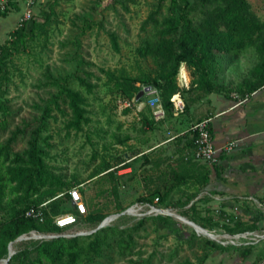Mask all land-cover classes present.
Masks as SVG:
<instances>
[{
  "label": "rangeland",
  "instance_id": "1",
  "mask_svg": "<svg viewBox=\"0 0 264 264\" xmlns=\"http://www.w3.org/2000/svg\"><path fill=\"white\" fill-rule=\"evenodd\" d=\"M247 2L264 25V0ZM46 3H52L51 12L44 9L49 18L47 33L28 41L26 51L13 56L7 65L8 79L1 84L0 103L7 108L8 114L0 108V147H6L7 151L6 156L0 157V174L6 179V169L13 166L15 154H22L29 148L33 131L40 125L42 109L56 91L48 82L72 73L81 58L84 62L81 70L90 72L88 82L94 85L91 94L81 90L89 123L79 132L68 131V111L61 106L64 113L53 111L46 129L40 132L44 142H37L45 152L43 161L48 171L61 177L65 183L76 181L80 184L78 189L82 190V201L87 208L86 215L75 226L63 230L61 236L70 238L94 230L98 225L85 220L90 213L99 212L106 217L126 210L131 213L117 216L108 225L123 230L122 236L108 234L97 257L90 261L83 259L77 264H131L136 261L149 264H237L236 258L243 264L242 252H250L249 246L237 245L235 240L231 243L230 236H217L215 228L223 229L221 225L225 217H213L214 208L203 200L194 199L184 207L172 206L179 194L170 192L161 205L138 201L142 197L154 199L153 190L159 188L162 192L173 181L172 168L179 170L177 159L168 154L170 147H167L166 140L170 134L167 128L171 118L182 119L184 113L166 118L152 128L143 126L134 106H119L114 99L115 90L106 81L103 71L137 75L140 72L154 74L158 70L161 59L140 57L136 49L159 34L170 11L169 4L158 0H36L33 4L29 0H19L18 10L10 11L13 18L0 19V27L4 28L0 43L9 40L10 33L24 21L26 9L30 10L31 16H40ZM189 3V18L196 25L208 5L200 0H189ZM112 36L116 49L110 40ZM257 61V55L250 49L237 56H218L211 78L221 90L210 94L193 87L195 76L181 64L176 82L186 108L205 102L212 95L240 100L243 97L240 89L250 78V70ZM182 67L186 81L180 75ZM181 79L184 86H181ZM142 100L145 101L146 96ZM142 115L146 117L145 112ZM178 147L175 144L174 150ZM102 159L110 165L108 172L101 171L89 178ZM12 186L5 181L4 204H9L16 195ZM182 189L185 187H180ZM54 200L57 213L50 214L51 221L74 213L65 191ZM151 207L166 210L195 224L202 223L211 238L196 234L182 220L157 213ZM204 210L211 212L212 218L218 220V226H215L216 222H201ZM119 238L127 242L122 249L116 244ZM38 240L41 239L18 241L12 249L14 252L22 250ZM205 242L224 246V249L211 250L203 260L204 248L210 250ZM35 256L32 254L30 259ZM43 264L48 263L44 260Z\"/></svg>",
  "mask_w": 264,
  "mask_h": 264
},
{
  "label": "trees",
  "instance_id": "2",
  "mask_svg": "<svg viewBox=\"0 0 264 264\" xmlns=\"http://www.w3.org/2000/svg\"><path fill=\"white\" fill-rule=\"evenodd\" d=\"M36 1V0H33ZM208 5L205 15L201 21L193 25L189 18L191 6L189 0H158L159 3L167 2L170 11L163 20V27L159 34L152 41H144L136 52L140 57L150 56L161 62L157 64L158 70L154 74L140 72L137 75H130L125 71L115 74L110 71H103L106 81L115 90L114 99L116 101H133L142 88L150 87L157 90L160 101L165 109L166 118L173 117L172 104L170 98L179 93L176 77L181 64L191 71L195 76L192 85L199 91L214 93L221 90L212 78V67L216 58L221 55L232 54L237 56L243 51L250 49L258 57L255 66L250 70V78L245 82L242 92V99L252 93L264 88V25L252 12L247 0H200ZM9 8L0 9V17H5L11 10H18L15 1H9ZM45 8L51 12L52 3H46L40 10V16H31L28 20L19 22L16 28L10 33L9 40L0 43V90L1 84L8 79V63L13 56L20 54L27 49V42L34 40L37 36L47 33L49 18L44 11ZM113 47L116 49L114 37H110ZM83 60H77V65L72 73L62 77L53 78L48 82L56 91L47 101L42 109L40 125L33 131V138L29 148L22 154H15L13 166L6 169L7 178L0 174V261L7 257L8 244L16 238L31 232L41 234H52L57 237L32 241L27 247L14 252L7 264H43L45 260L48 264H77L83 259L91 260L97 257L105 245L108 234L113 233L122 236L124 231L114 227L106 226L87 236H73L66 238L61 236L63 230L56 228L51 221V213L55 211L57 203L54 198L62 191L66 192L72 188H79L80 184L73 181L71 184L62 181L61 177L55 176L48 171L43 157L45 152L38 146L37 142H44L40 137V132L44 131L53 111L64 113L61 106H65L68 111L66 128L68 131L79 132L84 125L89 123L84 107V98L81 94L83 90L86 94H91L94 85L88 82L90 72L81 70ZM180 94V93H179ZM143 102L139 100L136 105ZM3 113L8 114L7 108L0 103ZM188 110V106L184 112ZM146 113V117L143 113ZM143 126L152 128L159 122H154L150 117L149 109L143 105L137 112ZM164 119V120H165ZM161 122V121H160ZM192 143L183 145L179 141L175 151L176 164L178 169L172 168L171 176L173 181L169 186L155 188L152 195L154 199L145 197L139 198V202L148 203L154 206L161 205L166 201L170 192L178 193L177 201L172 206L184 207L188 205L200 193L202 187L208 183L207 172L204 168L191 160H184V157L191 152L194 147V134ZM6 147H0V157L6 156ZM193 168L198 170V174H190ZM110 165L108 161L102 159L98 168L89 174V178L94 177L101 171L108 172ZM201 171L203 173H201ZM5 181L11 183L12 190L16 194L9 204L3 203ZM184 186L185 189L180 190ZM193 190L189 193L187 191ZM79 190V189H78ZM80 193L82 190H79ZM157 199V200H156ZM203 200V199H201ZM198 199L197 201H200ZM47 203L41 210L43 221L25 217V211L30 207H37ZM210 209V208H208ZM87 211V208H86ZM214 216H230V222H222L223 230L231 235L242 234L251 229L248 222L244 220H233V216L228 212H216ZM212 211V212H213ZM86 215V214H85ZM84 215V216H85ZM78 217L79 222L80 218ZM106 218L105 215L94 212L86 216L85 220L97 225ZM163 222L165 220L161 217ZM201 222H216L211 212L204 210V215L200 216ZM141 223V222H140ZM198 226L206 229L202 223ZM212 225V224H210ZM210 250L204 248L202 259L205 260L208 253L215 249H224V246H216L212 242H205ZM117 247L122 249L127 246L123 238L116 242ZM35 254V258L30 256ZM249 251L242 252V257L246 258ZM15 261V263H13ZM131 264H149L144 261L131 262Z\"/></svg>",
  "mask_w": 264,
  "mask_h": 264
},
{
  "label": "crops",
  "instance_id": "3",
  "mask_svg": "<svg viewBox=\"0 0 264 264\" xmlns=\"http://www.w3.org/2000/svg\"><path fill=\"white\" fill-rule=\"evenodd\" d=\"M13 16L10 12L0 19ZM3 30L0 27V35ZM182 116V119L171 118L167 128L170 134L166 140L170 147L168 154L173 159L176 158L175 144L182 141L183 145H190L193 125L205 118L210 119L211 137L217 147L235 142L233 150L220 154L215 165L197 164L207 172L208 183L195 199H203L216 212L237 213L240 220L252 227L245 231L247 236L262 235L255 240L237 236L235 242L249 246L250 252L243 264H264V210L248 200L264 198V88L235 101L212 95L205 102L189 105ZM190 170V174H198V170ZM215 232L220 237L234 236L220 228H215ZM235 261L242 264L237 258Z\"/></svg>",
  "mask_w": 264,
  "mask_h": 264
},
{
  "label": "built area",
  "instance_id": "4",
  "mask_svg": "<svg viewBox=\"0 0 264 264\" xmlns=\"http://www.w3.org/2000/svg\"><path fill=\"white\" fill-rule=\"evenodd\" d=\"M9 1L18 2L19 0H0V9L3 10L5 8H9V5H8ZM29 1H30V4H33V1L31 0ZM30 17H31V12L29 9H26L23 20H28ZM179 81H181L182 83L181 86H184L182 79ZM144 96H146V100L139 103L138 105L135 104V102H137L136 100H133V101L118 100L117 102L119 103V106L121 108H127V107L130 108L134 106L137 112L140 110V108L143 105H145L149 109L150 117L154 122L163 121L166 117V113L160 101L159 93L157 92V90L150 88L149 91H147L144 94ZM170 102L172 104V114L174 117H178L179 115L184 113L185 102L179 93L174 94L170 98ZM192 131L195 136L194 137V147L191 150V152H189L184 157L185 161L191 160V161L200 162V163L213 166L218 162L220 154L222 153L228 154L235 147L234 141H230L222 147H217L214 144L213 139L211 137L209 118L202 119L198 121L197 123H195L192 127ZM67 193L69 196V200L72 203L74 213L62 215V216L55 218L52 221V224L58 229H67L72 226H75L77 224L78 217L84 216L86 214V206L82 201V196L78 188H72L68 190ZM248 200L253 202V204L258 209L264 210V198L260 200L248 198ZM45 205L46 204L43 203L40 206L28 208L25 211V217L37 220L38 222H42L43 214H42L41 209ZM231 214L233 216V220L240 219L237 213L231 212ZM224 217H225L224 218L225 223H229L230 216H224ZM237 236L238 237L240 236L243 238H250V240L261 239L263 237L262 235L247 236L246 233L236 234L231 237V243H234L233 240H235Z\"/></svg>",
  "mask_w": 264,
  "mask_h": 264
},
{
  "label": "water",
  "instance_id": "5",
  "mask_svg": "<svg viewBox=\"0 0 264 264\" xmlns=\"http://www.w3.org/2000/svg\"><path fill=\"white\" fill-rule=\"evenodd\" d=\"M149 89H150V87H146V88H144V89H141V90L138 92V94L136 95L135 100H136V101L141 100V99L143 98L144 94H145L147 91H149ZM151 208H152L153 210L155 209V208H153V207H151ZM155 212H157V211H155ZM158 212H161V213H162L163 211L158 209ZM129 213H131V212H130L129 210H126V211H124V212H122V213H120V214L113 215V216H108V217L104 218V219L98 224V226H97L94 230H91V231H89V232H85V233H79V234H76V236H87V235H90V234L96 232L97 230H99V229H101V228H104V227L108 226L109 223H110L114 218H116L117 216H119V215H121V214H129ZM165 215H167V216H174V218H177V219L182 220V222H183L184 224H188L189 226H191V227L193 228V230L195 231L196 234H198V235H205V236L211 238V237H210V233H209L207 230L203 229L202 227L198 226L197 224H195V223H193V222H191V221H189V220H187V219H185V218H183V217H181V216L173 215L172 213H165ZM198 230L201 231V232H203V233H199ZM30 234H31V236H25V235H22V236L16 238L14 241L10 242V243L8 244V247H7V251H8V253H7V257H6V259L1 260V261H0V264H7V262L10 260V258H11L12 255L14 254V251H13V249H12V245H13L14 243L18 242V241L26 240L27 238H29V239H41V240H47V239H51V238H55V237H57L56 235L35 234V233H32V232H31Z\"/></svg>",
  "mask_w": 264,
  "mask_h": 264
},
{
  "label": "bare ground",
  "instance_id": "6",
  "mask_svg": "<svg viewBox=\"0 0 264 264\" xmlns=\"http://www.w3.org/2000/svg\"><path fill=\"white\" fill-rule=\"evenodd\" d=\"M180 75H181L182 78H184V80L186 79L185 70H184L183 67H182L181 70H180ZM186 80H187V79H186ZM186 80H185V81H186ZM153 211H157V213H160V214H165V213H167L166 210H162V211H163L162 213H161V212H158V209H154ZM168 213H170V212H168Z\"/></svg>",
  "mask_w": 264,
  "mask_h": 264
}]
</instances>
